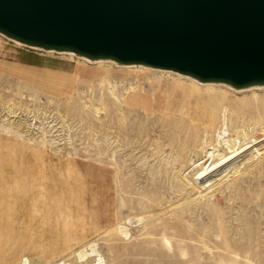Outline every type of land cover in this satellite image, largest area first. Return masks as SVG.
I'll use <instances>...</instances> for the list:
<instances>
[{"label":"rangeland","instance_id":"obj_1","mask_svg":"<svg viewBox=\"0 0 264 264\" xmlns=\"http://www.w3.org/2000/svg\"><path fill=\"white\" fill-rule=\"evenodd\" d=\"M252 137L264 86L0 34V264H264V139L196 179Z\"/></svg>","mask_w":264,"mask_h":264},{"label":"water","instance_id":"obj_2","mask_svg":"<svg viewBox=\"0 0 264 264\" xmlns=\"http://www.w3.org/2000/svg\"><path fill=\"white\" fill-rule=\"evenodd\" d=\"M0 34L203 83L264 86V0H0Z\"/></svg>","mask_w":264,"mask_h":264},{"label":"bare ground","instance_id":"obj_3","mask_svg":"<svg viewBox=\"0 0 264 264\" xmlns=\"http://www.w3.org/2000/svg\"><path fill=\"white\" fill-rule=\"evenodd\" d=\"M148 68H152V67H148ZM154 69H156V68H154ZM127 115H128L129 119H132V117H134V114H131V113L130 114L128 113ZM124 118H126V116H123V115L121 116L120 113H119V116H116V121L118 120L121 123H126L124 121L125 120ZM117 124L120 125L118 122H117ZM128 125H130V124H128ZM122 126H123V124H122ZM122 126H118V127H120V129H121ZM132 128H133V126L130 129H128L127 126H124L122 128V130H124V131H122V133H124L126 131L130 132V131H132ZM130 134H132V133H130ZM177 135H180V132ZM263 139H264V137L263 138L252 137L250 140H248L247 142L241 144L239 147H235L236 143H234L232 145V146H234L233 147L234 149L230 153H228V152L224 153L218 160L217 159H213L209 164L205 165L199 171H197L196 179L200 180V181L203 180L204 182H207L213 176L223 173L225 170H227L229 167H231L239 158L243 157L244 155L246 156L249 152H252V155L253 154H259L260 153V147H259L258 143L261 142V140H263ZM132 146H133V144H132ZM40 262H42V260ZM57 262H56V264H57ZM63 263H64V261H63Z\"/></svg>","mask_w":264,"mask_h":264}]
</instances>
